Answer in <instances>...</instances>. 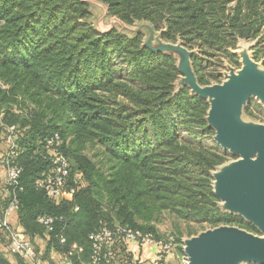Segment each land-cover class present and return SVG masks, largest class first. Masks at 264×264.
I'll list each match as a JSON object with an SVG mask.
<instances>
[{"label":"trees","instance_id":"1","mask_svg":"<svg viewBox=\"0 0 264 264\" xmlns=\"http://www.w3.org/2000/svg\"><path fill=\"white\" fill-rule=\"evenodd\" d=\"M99 1L125 24L147 22L164 41L198 49L192 63L201 85L223 58L238 66L241 41H255L254 59L264 65V0ZM91 19L87 1L0 0V114L14 128L22 167L17 215L33 244L45 241V254L38 251L48 264L51 253L92 264L89 237L102 225L160 238L155 223L165 212L213 225L233 219L217 207L210 185L226 153L199 139L214 134L208 102L177 90L173 54L150 49L141 33H99ZM55 134L74 189L59 201L39 187L52 167L46 143ZM87 142L105 149L107 169L75 150ZM41 217L54 219L51 230ZM73 244L83 251L70 255ZM6 254L9 239L0 230V264H12ZM132 255L112 264L130 263Z\"/></svg>","mask_w":264,"mask_h":264},{"label":"rangeland","instance_id":"2","mask_svg":"<svg viewBox=\"0 0 264 264\" xmlns=\"http://www.w3.org/2000/svg\"><path fill=\"white\" fill-rule=\"evenodd\" d=\"M82 1H87L90 4L92 11L91 20L97 32L107 33L112 29H116L119 32L127 34L141 33L144 44L150 49L173 54L177 59V65L180 71L176 88L177 90H181L187 87L191 95L201 96V98L208 102L207 121L209 127H211V112L215 102L219 100H221V111H228L235 106L241 105L238 115V122L241 125L264 126V65L261 61L254 59L252 47L255 41L239 42L238 47L234 50V53L238 55V66L223 58L221 60L222 66L215 65L208 67L206 75L211 81L208 85H201L198 82V77L192 63V57L197 53L198 49H188L180 42L171 43L164 41L160 33L156 32L147 22L135 23L133 25L125 24L118 18L109 16L106 5L99 0ZM247 84L250 87L246 88L245 86ZM212 129L214 130V134H207L199 139L204 146L218 148V151L226 153V161L210 171V185L216 199L217 207L222 212L231 215L233 219L229 223L221 222L213 225L193 220L187 221L178 217L176 214L168 212L162 214L161 219L155 223L156 228L158 233L164 238L173 241L175 245L174 254L179 264L189 263L188 256L185 252L186 243L190 239L209 230L220 227H236L263 237V234L249 220L230 211L227 205L216 195L217 178L235 162L241 161L242 158L227 150H223L215 141V137L218 135L217 130ZM183 136H186V134ZM75 150H79L81 155L89 158L98 167H102L104 170L108 168L104 153L105 149L98 142H87L83 146H77ZM77 177L80 178L79 173H77ZM34 245L37 249L41 250L43 255L45 254V244L34 243ZM48 259L53 264L64 263L58 259L55 253H51ZM123 264L139 263L130 261V263ZM237 264L251 263L240 261Z\"/></svg>","mask_w":264,"mask_h":264},{"label":"water","instance_id":"3","mask_svg":"<svg viewBox=\"0 0 264 264\" xmlns=\"http://www.w3.org/2000/svg\"><path fill=\"white\" fill-rule=\"evenodd\" d=\"M220 101L211 112V127L218 133L215 141L242 160L217 178L216 195L230 211L249 220L263 237L236 227L206 231L186 243L188 264H264V126L241 125V105L221 111Z\"/></svg>","mask_w":264,"mask_h":264},{"label":"built area","instance_id":"4","mask_svg":"<svg viewBox=\"0 0 264 264\" xmlns=\"http://www.w3.org/2000/svg\"><path fill=\"white\" fill-rule=\"evenodd\" d=\"M14 128L8 136L10 146L9 152L3 159L6 167V189L9 193V200L6 209L0 219V230L5 231L9 239V251L11 255L18 256L26 264H48L42 258L41 253L30 239L25 237L17 228L10 223V218L17 214L19 209L18 190L20 187V177L22 167L17 161L18 151L15 143ZM63 140L59 134L53 135L46 143V147L52 157V167L48 175L39 183L47 196L53 200H61L66 195L74 193V189L68 187L71 173V163L63 152ZM54 219L51 217H41L39 222L51 230ZM92 243V264H112L118 255L130 253L135 244L139 247H151L154 250L153 264H162L166 258L174 253L175 245L172 240L157 237L152 232H144L128 226L117 225L113 228L102 225L97 231L91 233L89 237ZM62 243L66 240L63 238ZM83 249L77 244H73L70 255L80 253ZM63 264H72L67 260Z\"/></svg>","mask_w":264,"mask_h":264},{"label":"crops","instance_id":"5","mask_svg":"<svg viewBox=\"0 0 264 264\" xmlns=\"http://www.w3.org/2000/svg\"><path fill=\"white\" fill-rule=\"evenodd\" d=\"M2 116L3 114H0V219L9 200V193L6 189L7 172L6 167L4 166L2 161L4 157H6L10 149L8 136L11 132V128L6 127V125H4V123L1 121ZM10 223L15 228H17L25 237H28L24 227L20 224L17 214L13 215L10 218ZM34 243L43 245L45 244V241L39 237H36L34 239ZM131 252H133V263L137 262L139 264H153L152 260L154 258V250L151 247H143L142 249H139V247L134 244L132 246ZM6 258L12 264H17V259L15 256L6 254ZM162 264H179V262L177 261L176 255L173 253L172 255L168 256Z\"/></svg>","mask_w":264,"mask_h":264}]
</instances>
